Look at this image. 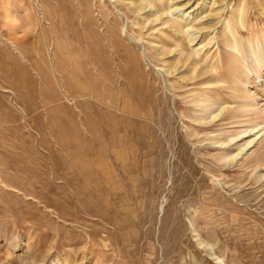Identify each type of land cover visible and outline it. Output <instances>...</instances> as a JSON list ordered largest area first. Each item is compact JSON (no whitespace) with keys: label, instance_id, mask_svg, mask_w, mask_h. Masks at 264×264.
Wrapping results in <instances>:
<instances>
[{"label":"rangeland","instance_id":"obj_1","mask_svg":"<svg viewBox=\"0 0 264 264\" xmlns=\"http://www.w3.org/2000/svg\"><path fill=\"white\" fill-rule=\"evenodd\" d=\"M0 264H264V0H0Z\"/></svg>","mask_w":264,"mask_h":264},{"label":"bare ground","instance_id":"obj_2","mask_svg":"<svg viewBox=\"0 0 264 264\" xmlns=\"http://www.w3.org/2000/svg\"><path fill=\"white\" fill-rule=\"evenodd\" d=\"M161 5L163 6L164 3L162 2ZM134 7L132 8L134 10V12H137V13H140V12H151L153 11L154 9V6L153 5H150V4H135L133 5ZM149 8V11H146V9ZM185 8V7H184ZM183 10V8H173V6L171 7V12L170 13H167L168 16H171L172 15H177L178 18H182L181 20H183V15L184 14H181L179 15V12H181ZM195 37L191 36V40L194 41Z\"/></svg>","mask_w":264,"mask_h":264}]
</instances>
